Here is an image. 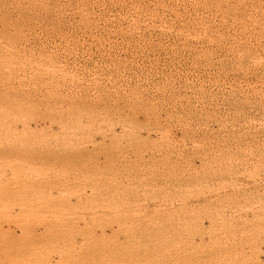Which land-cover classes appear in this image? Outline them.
Returning <instances> with one entry per match:
<instances>
[{
	"label": "rangeland",
	"instance_id": "rangeland-1",
	"mask_svg": "<svg viewBox=\"0 0 264 264\" xmlns=\"http://www.w3.org/2000/svg\"><path fill=\"white\" fill-rule=\"evenodd\" d=\"M11 263L264 264V0H0Z\"/></svg>",
	"mask_w": 264,
	"mask_h": 264
},
{
	"label": "bare ground",
	"instance_id": "bare-ground-1",
	"mask_svg": "<svg viewBox=\"0 0 264 264\" xmlns=\"http://www.w3.org/2000/svg\"><path fill=\"white\" fill-rule=\"evenodd\" d=\"M31 117H32V116H31ZM6 119H7V118H6ZM10 124H11V123H10ZM8 125H9V124H8ZM42 125H43V124H42ZM7 132H8V133H11V132H12L11 135L13 136V141H14V140H15V139H14V136L16 135L17 130L14 129V127H13V129H8ZM11 135L9 134V136H11ZM17 135H18V134H17ZM20 135H21V134H20ZM9 136H8V138H9ZM12 136H11V137H12ZM5 137H6V136H5ZM20 137H21V136H20ZM8 138H7V139H8ZM16 138H18V137H16ZM32 140H33V139H32ZM13 141L11 140V142H13ZM15 141H16V140H15ZM11 144H12V143H11ZM19 146H20V145H19ZM8 147H9V146H8ZM4 151H5V150H4ZM16 151H17V150H16ZM32 178H34V177H32ZM54 199H55V198H54ZM154 208H155V207H154ZM117 210H118V209H117ZM117 210H116V211H117ZM119 211H120V210H119ZM108 217H109V216H108ZM136 243H137V242H136ZM36 245L40 246L39 244H36ZM34 246H35V245H34ZM35 247H36V246H35ZM36 248H37V247H36ZM36 248H34V250H35ZM23 249H26V248H23ZM28 250H29V249H28ZM28 250H27V251H28ZM29 251L32 252V247H31V250H29ZM36 251H37V250H36ZM37 252H38V251H37ZM26 254H27V252H26ZM32 254H33V253H32ZM36 256H37V253H36ZM11 264H12V263H11Z\"/></svg>",
	"mask_w": 264,
	"mask_h": 264
}]
</instances>
